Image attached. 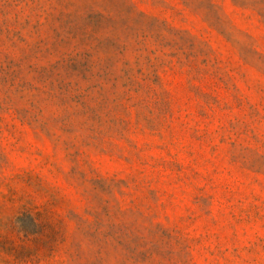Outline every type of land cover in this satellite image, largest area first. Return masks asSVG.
I'll return each instance as SVG.
<instances>
[{
    "label": "rangeland",
    "instance_id": "obj_1",
    "mask_svg": "<svg viewBox=\"0 0 264 264\" xmlns=\"http://www.w3.org/2000/svg\"><path fill=\"white\" fill-rule=\"evenodd\" d=\"M0 264H264V0H0Z\"/></svg>",
    "mask_w": 264,
    "mask_h": 264
}]
</instances>
